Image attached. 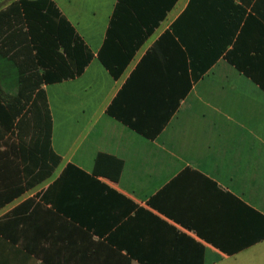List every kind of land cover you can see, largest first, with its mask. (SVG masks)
Segmentation results:
<instances>
[{
    "label": "crops",
    "instance_id": "0c3cea01",
    "mask_svg": "<svg viewBox=\"0 0 264 264\" xmlns=\"http://www.w3.org/2000/svg\"><path fill=\"white\" fill-rule=\"evenodd\" d=\"M30 1L0 0V264L264 247V0H50L91 53L50 82Z\"/></svg>",
    "mask_w": 264,
    "mask_h": 264
},
{
    "label": "trees",
    "instance_id": "16d2710c",
    "mask_svg": "<svg viewBox=\"0 0 264 264\" xmlns=\"http://www.w3.org/2000/svg\"><path fill=\"white\" fill-rule=\"evenodd\" d=\"M30 4L37 10L35 19L38 26L31 34V43L38 66L45 70L41 80L50 82L79 75L91 57L90 51L60 16L52 1L34 0ZM56 16L60 17L63 25L56 22Z\"/></svg>",
    "mask_w": 264,
    "mask_h": 264
},
{
    "label": "rangeland",
    "instance_id": "374dc122",
    "mask_svg": "<svg viewBox=\"0 0 264 264\" xmlns=\"http://www.w3.org/2000/svg\"><path fill=\"white\" fill-rule=\"evenodd\" d=\"M226 264H264V247L244 254L238 261L229 260Z\"/></svg>",
    "mask_w": 264,
    "mask_h": 264
}]
</instances>
